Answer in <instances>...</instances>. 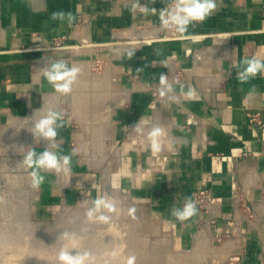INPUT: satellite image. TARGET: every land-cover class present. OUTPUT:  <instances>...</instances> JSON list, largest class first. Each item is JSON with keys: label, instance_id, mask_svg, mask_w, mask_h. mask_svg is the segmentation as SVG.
<instances>
[{"label": "crops", "instance_id": "obj_1", "mask_svg": "<svg viewBox=\"0 0 264 264\" xmlns=\"http://www.w3.org/2000/svg\"><path fill=\"white\" fill-rule=\"evenodd\" d=\"M132 2L0 0V125L15 119L25 126L51 108L68 122L58 131L60 148L51 150L79 149L70 173L42 172L44 221L56 223L55 237L80 221L103 239L98 261L110 264H127L130 255L135 264H227L233 257L264 264V135L248 122L254 114L264 121V74L237 79L244 59L264 60V0H215L216 10L185 33L160 24L159 11L173 0H140L157 10L147 15L131 12ZM58 11L72 13L71 25L51 19ZM61 58L82 68L68 96L40 72ZM160 74L173 83L175 99L160 96ZM153 126L164 130L156 153L147 136ZM47 146L41 139L32 148ZM76 159L83 174L74 182ZM201 190L212 197L206 210L197 206L184 222L172 216L173 206ZM77 195L85 210L107 196L119 211L108 224L55 213L71 210Z\"/></svg>", "mask_w": 264, "mask_h": 264}, {"label": "clouds", "instance_id": "obj_2", "mask_svg": "<svg viewBox=\"0 0 264 264\" xmlns=\"http://www.w3.org/2000/svg\"><path fill=\"white\" fill-rule=\"evenodd\" d=\"M155 3V0H152ZM217 8L215 0H173L168 8H162L159 11L160 24L165 29H175L179 33L187 32V29L193 23L204 22ZM139 11L145 15L149 12L155 13V8L149 9L147 5H142L140 0H133L130 11L135 13ZM51 19L63 22L67 19L69 25L74 21L71 12L63 11L53 12ZM159 54V50H157ZM135 51L130 50L127 53L128 58H133ZM161 64L167 67L166 61ZM242 67L237 73V79L240 83H247L250 79L257 75L264 74V60L256 57L244 59ZM143 69H137V72ZM40 72L47 83L57 92L68 96L73 91V86L77 82L78 77L82 73V68L78 65H70L68 60L61 58L57 60H48L45 67ZM183 89V86H181ZM173 83L169 82L167 75L160 74L159 77V94L161 97L168 96L175 99ZM191 97L193 91L189 89L186 93ZM43 108V107H42ZM41 108V109H42ZM41 109L35 111L39 112ZM35 115V114H34ZM147 123V121H142ZM64 115L54 109H49L38 120H35L33 127L29 130L34 138L35 143H39L41 139L48 142V146L41 152H37L34 148L28 147L27 153L23 156L19 163L28 171V175L32 181L33 188H39L45 182V176L42 172H52L57 174H68L71 171L72 157L79 153V149H73L70 154H62V152L53 151L51 149H59L60 144L57 142L58 131L67 125ZM137 132H141L142 128L139 124L135 126ZM153 153L159 152L162 147V137L164 130L161 127L153 126L147 133ZM71 178V177H70ZM70 180V179H69ZM69 182V181H68ZM116 202L107 196L97 197L92 201V206L86 209L85 215L90 222L108 224L112 220L113 213H118ZM135 209H129V215H132ZM171 214L178 221L184 222L198 214V208L190 197L185 198L183 207L173 206ZM135 218V217H133ZM63 237L70 242L74 241V234L63 233L58 240ZM73 248L64 247L61 249L58 259L62 264H86L89 260L87 252L73 255L70 250ZM136 257L130 255L127 258V264H135Z\"/></svg>", "mask_w": 264, "mask_h": 264}, {"label": "rangeland", "instance_id": "obj_3", "mask_svg": "<svg viewBox=\"0 0 264 264\" xmlns=\"http://www.w3.org/2000/svg\"><path fill=\"white\" fill-rule=\"evenodd\" d=\"M33 123L34 122H31L28 125L26 124L25 126L24 125L22 126V124L18 125V122L15 119H13V120H10L8 123L0 125V202H1L0 206L2 204L8 203L9 206L12 207V212L9 216H7L8 214L5 215L0 210V224L1 222L5 223L6 227H9L10 232L12 229L15 228V226L16 228H18L19 226H22V227H19L20 230H18L19 228L17 230L15 228L16 232L20 231L21 234L18 233L19 235H25V233L29 236L31 235V237L34 239V242L41 249L46 248L49 244H50L49 249L51 246L54 247L55 245L56 251L54 250L55 251L53 252L54 254L48 253L49 255H47V253L44 251L43 253H41V255L40 253H36L39 255L38 256L35 255L34 258L36 259V261L35 263L33 262L32 264H38V262L42 264L44 263L45 264H48V263L49 264H62L61 261L59 262L58 256H59L60 249H62L63 247L67 246L68 248H73L72 244H74V249H71L70 253L72 252V250L73 251L76 250L75 252H73L75 255L76 253L79 252L77 250H79L80 247L85 246V245H86L85 247H87L89 246V243H90V246L91 245L94 246L97 241H92L93 236L92 237L88 235L86 236V234L88 233L87 229L86 228L83 229L82 227L83 224L80 221H74L72 223L73 226H72L71 232L68 231L67 229H62L61 232H59L62 235L63 233H65L64 232L65 230L67 231V233L74 234V237H75L74 241L72 242H70L69 240L67 241V239H63V237H61L58 240L59 236L55 237L54 231H52L56 223L54 222L50 223L48 221H44L43 218L46 217L47 214H49V212L47 210L45 211L44 209H42L44 207L39 205V200H40L39 189L32 187V181H31L30 176L28 175V171L30 170L26 171L23 168V166L19 164L22 161L23 156L29 150L28 147H33V146L39 145L40 143V142L38 144L35 143L34 138L31 132L29 131L32 129ZM77 159L78 161L80 160L79 158ZM77 159L74 160V165H73L75 168L77 167L78 169L73 176L74 182L79 181L80 176H82L80 174H83V172L81 171L82 170L81 166L80 167L77 166V165H80V163L77 162ZM52 180L53 179H49L48 177L46 178L47 183L52 182ZM48 193H46L44 198L48 199V196H47ZM83 204L84 203L81 200L80 195H77L71 210H64L63 208V209L55 211V213H60V214L71 213L73 215L79 216L82 213H85L86 211ZM13 213L15 214L13 215ZM19 220L22 222V224H20L17 227L16 221H19ZM60 224H62L61 225V228H62L64 225L63 223H60ZM129 224L130 223L127 221L122 223L124 228L125 226L128 228ZM83 234H85V236ZM80 237H84L82 238L83 240ZM78 239L79 241H77ZM99 240H100L99 241L100 244L98 243L97 247H99V245L102 244V246H100L101 248H99V249H102L103 239L99 238ZM125 241L129 242V238H125ZM78 242H81V244L83 242L84 245L83 244L79 245ZM143 251H145V249ZM143 251H141V253H143ZM7 252H8V248L0 250V264H7L6 262ZM87 253L89 254V260L86 262V264H92L93 259L98 258L96 254L97 251L90 250ZM143 255L144 254H142V256ZM110 256H113V255H110ZM24 257H25V254H23L22 258Z\"/></svg>", "mask_w": 264, "mask_h": 264}, {"label": "bare ground", "instance_id": "obj_4", "mask_svg": "<svg viewBox=\"0 0 264 264\" xmlns=\"http://www.w3.org/2000/svg\"><path fill=\"white\" fill-rule=\"evenodd\" d=\"M1 203V202H0ZM0 210L5 214V215H7V216H9L10 214H11V212H12V207L11 206H9V204L8 203H6V204H2L1 206H0ZM15 211V210H14ZM3 214V215H4ZM15 213H13V215H14ZM2 215V216H3ZM14 222V221H13ZM20 224H22V222L19 220V221H16V225H17V227L20 225ZM15 226V225H14ZM19 227H22V226H19ZM18 227V228H19ZM13 228V227H12ZM15 228H16V226H15ZM15 228L14 229H12L11 230V232H10V229H9V227H6V224L5 223H3V222H1V224H0V250H3V249H5V248H8V252H7V256H6V258H7V264H32L33 262L35 263V261H36V259L34 258L35 257V255H39V254H36V253H40V255H41V253H43V251L44 252H46L47 253V255H49L50 253H53V252H55L56 251V248H55V245H54V247L53 246H51L50 247V249H49V245L46 247V248H44V249H41L40 247H38V245L34 242V239L31 237V235L29 236V235H27L26 233H25V235H19L18 233H20V231H17L16 232V230L18 229V228H16V230H15ZM18 230H20V228L18 229ZM89 231V230H88ZM91 231V230H90ZM88 232V234L90 235V237H92L93 235H92V233L91 232ZM93 231V230H92ZM83 233V232H82ZM87 233V232H86ZM21 234V233H20ZM23 234V233H22ZM78 234V233H77ZM87 234V235H88ZM100 234V233H99ZM33 235V234H32ZM35 235V234H34ZM84 236H85V234H83ZM86 235V236H87ZM102 235V234H101ZM96 236V237H95ZM95 236H93L92 237V241H97L96 242V244L93 246V245H91L90 246V243H89V246H87V247H85V246H82V247H80L79 248V250H77V251H79L78 253H76V254H79V253H84V252H88V251H90V250H93V251H97V253L96 254H98V252H99V248H101L100 246H102V244L101 245H99V247H97V245H98V243L100 244V240L97 238V236L99 237L100 235H95ZM101 237H103V236H101ZM115 237V236H114ZM114 237H113V239H114ZM81 239L82 238H84V237H80ZM88 238V237H87ZM100 238V237H99ZM64 239V238H63ZM83 240V239H82ZM85 240H86V238H85ZM68 241V240H67ZM77 241H79V239L77 240ZM44 243V242H43ZM50 243V242H49ZM53 243V242H52ZM60 243V242H59ZM113 243V242H112ZM45 244V243H44ZM47 244V243H46ZM63 244V243H62ZM72 244V243H71ZM78 244L79 245H84V243L82 242V244H81V242H78ZM40 245V244H39ZM56 245H57V243H56ZM72 245H74V244H72ZM105 245V244H104ZM110 246H106L107 248H111V251H113L112 249H113V246H111V245H113V244H109ZM44 246V245H43ZM64 248V247H63ZM41 249V250H40ZM58 249V248H57ZM55 250V251H54ZM59 250V249H58ZM60 251H61V249H60ZM76 251V250H75ZM75 251H73L72 250V252H71V254H73L74 255V253L73 252H75ZM106 252V251H105ZM25 254V257L24 258H22V256H23V254ZM49 253V254H48ZM60 253V252H59ZM94 253V252H93ZM101 253V252H100ZM104 253V252H103ZM28 254V255H27ZM54 254V253H53ZM52 254V255H53ZM58 254V253H57ZM75 254V255H76ZM95 254V253H94ZM56 255V254H55ZM22 258V259H21ZM54 259V258H53ZM59 260V259H58ZM57 260V261H58ZM99 259L98 258H96V259H93V263L92 264H110L109 263V261H111V260H108L107 262L105 261V260H103V261H105V263L103 262V261H98ZM60 262V261H59ZM103 262V263H102ZM55 263V262H54ZM38 264H42V263H40V262H38ZM45 264V263H44ZM49 264V263H48Z\"/></svg>", "mask_w": 264, "mask_h": 264}, {"label": "built area", "instance_id": "obj_5", "mask_svg": "<svg viewBox=\"0 0 264 264\" xmlns=\"http://www.w3.org/2000/svg\"><path fill=\"white\" fill-rule=\"evenodd\" d=\"M63 45L61 42H54V48L59 49L62 48ZM249 124H252L256 126L259 131L264 135V121L261 120L260 114H254L249 117L248 120ZM193 201H195L196 205L206 210L208 206L211 204L212 197L209 191L201 190L194 194ZM227 264H240V258L239 257H233L231 258Z\"/></svg>", "mask_w": 264, "mask_h": 264}]
</instances>
